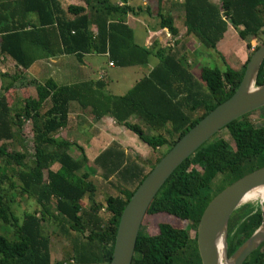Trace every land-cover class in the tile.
I'll list each match as a JSON object with an SVG mask.
<instances>
[{
	"label": "trees",
	"instance_id": "obj_1",
	"mask_svg": "<svg viewBox=\"0 0 264 264\" xmlns=\"http://www.w3.org/2000/svg\"><path fill=\"white\" fill-rule=\"evenodd\" d=\"M77 1L81 5L62 7L58 0H0V55L8 56L15 65L12 74L0 73V223L10 228V238L0 234V264H64L50 262L43 222L52 224L56 235L69 239L74 264H109L121 210L162 156L145 172L138 155L128 156L116 143L105 147L93 163L103 179L115 175L124 186L118 187L114 196L107 195L103 205L96 202L95 184L84 168L87 158L83 148L75 140L56 136L66 125L71 101L81 111L87 110L92 120L109 116L151 149L166 145L168 150L189 127L228 98L240 81L249 55L234 69L215 50L227 25L246 46L260 34V44L264 42V0H155L152 10L146 5L145 10L152 11L158 26L171 37L177 35V29L170 11L181 9L185 34L214 49L224 65L220 69L199 64L193 74L195 61H187L184 53L155 47V41L148 47L133 41L125 17L134 8L127 0ZM104 52L118 67L145 65L150 56L156 62L121 95L106 92L100 79L56 84L51 78L38 82L21 74L39 57L71 54L81 59L84 54ZM16 82L32 85L34 95L25 90V95L17 97L12 91ZM263 83L264 58L255 85ZM258 109L263 120L259 125L246 113L221 128L232 146L218 135L220 129L170 173L145 214L166 213L187 225L160 222L153 234L140 225L130 264H201L195 230L204 207L225 186L264 165V106ZM130 115L137 117L138 124L127 121ZM25 121L30 122L35 147L30 165L23 161L24 149L8 148L14 141L22 145ZM72 148L78 151L76 156L69 154ZM53 163L58 164L55 170L49 168ZM128 184L133 186L128 188ZM17 197L32 199L36 207L22 211L18 218L14 209ZM102 207L106 219L98 214ZM260 221L257 204L243 203L234 209L226 227L228 256ZM242 264H264V240Z\"/></svg>",
	"mask_w": 264,
	"mask_h": 264
},
{
	"label": "water",
	"instance_id": "obj_2",
	"mask_svg": "<svg viewBox=\"0 0 264 264\" xmlns=\"http://www.w3.org/2000/svg\"><path fill=\"white\" fill-rule=\"evenodd\" d=\"M264 58V42L253 49L244 64L240 81L233 93L215 105L189 127L159 158L135 187L117 222L109 264H130L134 243L146 209L170 173L197 147L239 116L264 106V83L255 78ZM264 187V165L239 177L215 194L204 207L195 230L197 252L201 264H242L264 240V207L261 221L251 234L228 256L226 227L229 216L247 191ZM220 241L221 258L217 243Z\"/></svg>",
	"mask_w": 264,
	"mask_h": 264
},
{
	"label": "crops",
	"instance_id": "obj_3",
	"mask_svg": "<svg viewBox=\"0 0 264 264\" xmlns=\"http://www.w3.org/2000/svg\"><path fill=\"white\" fill-rule=\"evenodd\" d=\"M58 1L62 7H65L68 4L81 5V2L77 0ZM109 1L117 2V0ZM126 4L134 8L132 13H128L126 15L125 23L131 28L133 34V41L135 43L144 47H148L152 41H155V47H170L178 53H184L187 57V61L191 62V59L193 58H190V56L188 55L195 53V46L193 44L195 43L198 45V42L194 39L191 34H185V28L182 25L181 9L172 8L170 11V14L173 17L174 26L177 29V35L175 37H171L168 32L158 26V19L154 16L152 11L147 12V10H145L146 5H149L151 10L156 7L155 0H127ZM165 4L168 5V2H165ZM177 21L178 23H180L177 24ZM91 29L94 30L93 27ZM217 44H220L219 40L215 44V47L217 46ZM239 57L242 58V55L240 54ZM152 58L155 60V63L156 58L154 56H152ZM244 60L245 56L242 60L240 59V62L243 63ZM108 62L109 60L107 59L106 52L99 54H84L81 59H76L71 54H57L55 56H49L46 58H37L34 62H32V64L29 65L28 68L23 70L21 74L23 78L35 79L38 82L42 81L44 78H51L56 84H71L86 80L100 79L105 82L104 89L108 88L109 85L112 84H114L113 87L116 89L120 85V83L118 82L119 79H111V75L114 68L123 67H118L114 64L108 65ZM154 63L150 64L148 61L145 65L128 66V68H132L133 76L132 82L130 86H128V88L133 85L135 80L145 75L149 71V69L154 65ZM9 66H11V70L6 69ZM193 66L194 64L192 65V67ZM14 68V61L11 58H9L8 56L0 55V73L5 72L10 75L13 73ZM191 71L194 74L193 70ZM41 74L43 75L39 77ZM17 83L18 82H16V85L12 88L13 93H15L17 97L19 96V94L24 93L25 90H27V92L29 91L27 85L26 87H24ZM111 94L121 95V93ZM78 110L81 111L77 107V105L74 104L70 107L69 103L67 121L64 127H67L68 125H70V123H72L70 122L69 115L70 112L73 111L76 116L72 128L84 126L85 120L80 112L78 114L76 113ZM85 111L87 112V110ZM127 121L138 124V119L134 115H130L127 118ZM87 123L88 126L91 127H93V124H96L98 128V131H96L95 127H93L94 131H96V134H94V136H91L90 139L87 136L85 140H83V143H85V145L77 143L83 148L84 154H86L85 156L88 162H90L89 158H92L93 160V158L98 153H100L105 147L110 145L112 141L116 143L124 151L125 154L126 150L129 149L132 151H136V153L138 152L139 154H137L142 157L144 148L143 144L139 143L141 141L137 138V136L130 130L126 129L124 126L114 123V121L109 116H102L101 118L92 121L88 120ZM64 127L61 129H64ZM66 136H68L67 131L65 133V137ZM72 140H75L76 142L78 141L77 137L73 138Z\"/></svg>",
	"mask_w": 264,
	"mask_h": 264
},
{
	"label": "rangeland",
	"instance_id": "obj_4",
	"mask_svg": "<svg viewBox=\"0 0 264 264\" xmlns=\"http://www.w3.org/2000/svg\"><path fill=\"white\" fill-rule=\"evenodd\" d=\"M214 2H218V0H213ZM167 2V1H166ZM155 5V4H154ZM165 7H168L167 4H165ZM180 23V22H179ZM177 21V24H179ZM225 33L222 35V38L219 40L220 44H217L215 47V50L219 52L225 62L227 63L228 66L234 69H239L241 66L240 59L242 60L243 57L250 54V52L253 50V47L255 45H259L260 41L262 40L263 35L260 34L258 37L253 38L249 41V46L245 45V42L240 40L235 32V30L230 26L227 25L226 30L224 31ZM170 44V43H169ZM195 46L196 52L194 54H190V58H193L195 61L194 66L192 67V70L194 74L197 73V67L200 65H207L210 67H218L220 69L224 68V65L221 63L219 58L216 55V51L211 48H205L203 47L200 43L193 44ZM240 54L242 55V58H240ZM149 63L152 64L154 63V59L152 56L149 57L148 59ZM5 64V63H4ZM6 69L11 70V66L7 67ZM43 74H41L39 77H41ZM119 79L120 85L115 89L113 87L114 84L109 85L108 88L105 89L106 92L110 93H123L128 86H130L132 82V68L128 67H123V68H114L111 79ZM29 88V94L34 95V88L32 85H28ZM11 93V92H10ZM8 93V95L10 94ZM26 91L24 94H19V95H25ZM76 105L74 101L70 102V107L73 105ZM48 106V103L46 102L43 106V110ZM81 113L83 118H84V126L81 127L79 126L78 128H72L73 122L75 120L76 114L73 112H70V125L67 127H64V129H59L56 132V136L67 139L71 141L73 138L77 137L78 141L77 143L81 145H85L83 143L85 138L88 136L89 139L91 136H94L96 134V131H98V128L96 124H93V127H95L96 131H94V128L91 126H88V120L92 121V119L89 117L86 111H77L76 113ZM262 111L259 109H255L251 112H249V119L254 125H259L263 120H262V115L260 114ZM81 116V115H79ZM70 127V128H69ZM67 131L68 136L65 137V133ZM218 135L221 136L223 139H225L231 146H232V141L225 132V130H220L218 132ZM75 136V137H73ZM21 140H22V145L18 144L17 141H14L11 145L8 146L9 149H15L18 151H21L22 149L25 150V158H24V163L26 165L31 164V160L33 158V153L35 151L34 143H33V138L30 130V122L25 121L22 128H21ZM137 139V138H135ZM138 141V140H137ZM76 142V141H75ZM114 143L113 141L110 143ZM140 144H143L144 151L142 153V157L139 156L136 151H132L127 149L126 154L130 157H134V155H138V161L143 163L144 171L146 172L149 168V165L153 163L155 158L163 155L166 150L167 146L162 145L160 147H157L155 149H151L148 147L146 144L143 142H139ZM69 154L71 156H76L78 154V151L75 148L70 149ZM86 155V154H85ZM92 158H89L90 162H86L85 164V169L90 172L89 178L92 180V182L95 184L96 190L94 192V199L96 202L100 203L103 205V200L107 195H112L114 196L115 194L118 193V187L124 186L120 180L117 179L115 175L110 176L107 180L103 179L100 175V169L93 163ZM58 167L57 163H53L50 165V169L55 170ZM128 188H131L133 185L128 184L125 185ZM87 205L86 198L83 199ZM83 203V204H84ZM257 204L261 206V203L259 201H252V202H245V204ZM82 204V205H83ZM36 207L35 202L32 199H27L25 197H21V199L16 198V204L14 206L15 209V214L18 218H20V215L22 211H30L33 208ZM98 214L100 217L103 219H106L108 214L107 212L103 209V207L98 211ZM160 222H165L169 223L172 226L175 227H186L187 222L186 221H181L178 220L166 213H156V214H145L142 222H141V227L143 231L153 234L156 233V226ZM43 229L44 232L48 235L49 237V244H48V249H49V255H50V261L53 262H59V263H64V264H74L73 261L70 259L71 257V243L69 242V239H63L60 236L55 234V231L53 230L52 224H48L47 222H43ZM10 228H6L0 223V234L1 235H7L8 238L9 234L8 231ZM189 235H193V230L189 229Z\"/></svg>",
	"mask_w": 264,
	"mask_h": 264
},
{
	"label": "bare ground",
	"instance_id": "obj_5",
	"mask_svg": "<svg viewBox=\"0 0 264 264\" xmlns=\"http://www.w3.org/2000/svg\"><path fill=\"white\" fill-rule=\"evenodd\" d=\"M259 201L263 207H264V187H254L247 191L245 195L242 198V202H252V201ZM217 249H218V256L221 258V245L220 241L217 243ZM220 264H223L222 259L220 261Z\"/></svg>",
	"mask_w": 264,
	"mask_h": 264
},
{
	"label": "built area",
	"instance_id": "obj_6",
	"mask_svg": "<svg viewBox=\"0 0 264 264\" xmlns=\"http://www.w3.org/2000/svg\"><path fill=\"white\" fill-rule=\"evenodd\" d=\"M108 65H112L110 61L108 62Z\"/></svg>",
	"mask_w": 264,
	"mask_h": 264
}]
</instances>
